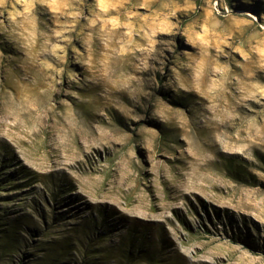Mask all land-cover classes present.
<instances>
[{
	"label": "rangeland",
	"instance_id": "obj_1",
	"mask_svg": "<svg viewBox=\"0 0 264 264\" xmlns=\"http://www.w3.org/2000/svg\"><path fill=\"white\" fill-rule=\"evenodd\" d=\"M0 264H264V0H0Z\"/></svg>",
	"mask_w": 264,
	"mask_h": 264
},
{
	"label": "trees",
	"instance_id": "obj_2",
	"mask_svg": "<svg viewBox=\"0 0 264 264\" xmlns=\"http://www.w3.org/2000/svg\"><path fill=\"white\" fill-rule=\"evenodd\" d=\"M94 225V224H92ZM90 230L94 229V226H88ZM128 235V239L127 242H125V244H121V246H119V248L124 250L125 256H123V258L126 260L127 263L131 262L134 257L136 256H141V255H147L146 251L150 250L148 248L153 249V244L149 243L146 239L145 234H142L138 237H135V233L132 230H129L127 232ZM85 237V235H84ZM65 249V248H64ZM64 249H62L64 251ZM147 260L152 262L153 261V257L152 255H148L147 256Z\"/></svg>",
	"mask_w": 264,
	"mask_h": 264
}]
</instances>
